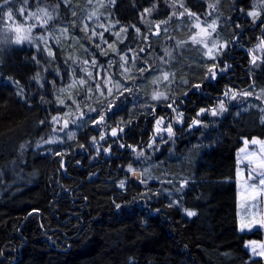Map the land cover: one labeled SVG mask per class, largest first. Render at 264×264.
<instances>
[{"label":"trees","instance_id":"16d2710c","mask_svg":"<svg viewBox=\"0 0 264 264\" xmlns=\"http://www.w3.org/2000/svg\"><path fill=\"white\" fill-rule=\"evenodd\" d=\"M94 1L41 0L29 11L46 21L0 48V264H264L245 247L264 224L238 230L234 180L264 104L187 130L227 89L264 90V52L249 53L264 46V0H181L180 26L167 0ZM171 108L176 141L137 159ZM138 164L152 181L132 177Z\"/></svg>","mask_w":264,"mask_h":264},{"label":"rangeland","instance_id":"374dc122","mask_svg":"<svg viewBox=\"0 0 264 264\" xmlns=\"http://www.w3.org/2000/svg\"><path fill=\"white\" fill-rule=\"evenodd\" d=\"M167 1L172 8L173 14L181 21L179 26L184 24L183 19L181 20V15L189 12H183L181 10V0ZM15 2L18 6L17 9L13 8V4ZM39 3H41V0H7V2L4 1L0 4V48L18 46L22 43L28 42L32 36L30 33V26L33 24L41 26L42 22L44 23V20L46 19L44 11H29L30 6ZM100 3L101 0H95L93 2V8L97 9ZM212 6L214 8L215 5ZM10 13L11 16L9 15ZM18 15L20 17H18ZM197 22L198 21H196V23ZM154 26H158V24L156 23ZM199 32L203 35L202 30ZM18 36L21 38L20 43L16 42ZM39 37L42 38L41 36ZM263 52V43L261 40H257V42L249 48L251 61L253 63L258 62V60L261 59ZM225 68L226 66L220 67L219 65L211 68L209 78H213L216 76L217 71H223ZM225 93H227V95H225ZM250 97L256 98L264 104V90L253 89L251 91H239L231 88L227 89L214 107L208 109L203 108L197 112V119L187 128V130L203 125L204 123L201 120L203 115H207L212 118H220L227 112L228 104H242V102L246 101ZM221 104L224 106L223 111H220ZM171 110L172 114L170 117H160L156 119L154 123L153 136L149 141L147 148L136 151L137 159L142 160L146 156L154 154L155 151L162 149V147H166L167 149L176 141L178 133L175 132V127L179 128L183 125V114L179 111V109L171 108ZM214 111H216L217 114L214 115ZM97 122L98 123L95 128L96 130H99L98 128L101 127L103 120L101 121L100 119ZM114 130L115 129H111L109 131L111 136H116L121 132L119 129L115 130L116 134L113 135ZM105 133L106 132L102 130V134L100 136L102 137ZM100 138L89 142V145L96 155L101 152L108 153L107 148H104L102 143H100ZM25 145L28 146L29 144ZM235 163L236 168L234 180L236 183L238 230L240 232H250L255 228L262 227V224L253 222L263 220L264 216V185L260 184V180L264 179V137L254 136L251 138H243L240 147L235 153ZM15 167L16 166L14 164L10 168L14 169ZM131 175L138 181H142V178L146 180V183L152 181V172L145 169L142 164L136 165L135 170L131 172ZM164 177H166V175ZM161 182H164L167 185L163 190L164 193H166L169 197H173L172 193H174V190L171 188L170 183H168L167 180H161ZM182 184H184V182H182L181 185ZM242 222L246 224L252 223L253 226L251 228L241 230ZM245 247L249 251L251 258L264 256L261 255V253H264V240L250 238L246 240Z\"/></svg>","mask_w":264,"mask_h":264},{"label":"snow or ice","instance_id":"6c2138e0","mask_svg":"<svg viewBox=\"0 0 264 264\" xmlns=\"http://www.w3.org/2000/svg\"><path fill=\"white\" fill-rule=\"evenodd\" d=\"M5 2H7V0H5ZM10 16H11V13L9 14ZM249 15H252L253 17H255L256 15H257V13L256 12H252V13H249ZM16 42L17 43H20L21 42V38L18 36L17 37V40H16ZM167 77L165 76V79H166ZM225 95H227V93H225ZM154 98H157V97H154ZM224 110V106H223V104H221L220 105V111H223ZM203 111V110H202ZM213 114L215 115V114H217V112L216 111H214L213 112ZM169 131H170V129H169ZM116 133H115V130L113 131V135H115ZM254 143H255V141H254ZM260 184L261 185H264V179H261L260 180ZM187 215L188 216H193V215H195V213L194 212H192V211H187ZM253 223H258V224H264V220H261V221H254ZM253 226V224L252 223H241V230H244V229H247V228H251ZM261 255H264V253H261Z\"/></svg>","mask_w":264,"mask_h":264}]
</instances>
